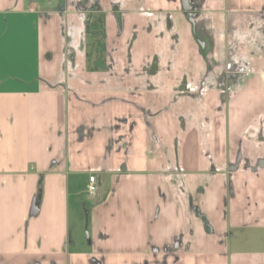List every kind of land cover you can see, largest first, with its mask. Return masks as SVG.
Segmentation results:
<instances>
[{"label": "crops", "instance_id": "crops-1", "mask_svg": "<svg viewBox=\"0 0 264 264\" xmlns=\"http://www.w3.org/2000/svg\"><path fill=\"white\" fill-rule=\"evenodd\" d=\"M227 1L206 0L213 25L224 27ZM230 3L232 24L247 13L250 25L264 0ZM53 10L0 0V264H264V237L251 247L232 232L264 227V30L236 52L250 70L227 96L175 95L183 66L203 72L188 37L171 69L142 73L159 48L140 37L130 72L122 59L110 72L83 65L108 75L88 84L119 74L120 85L71 97L52 82L65 48ZM91 174L99 188L84 244L71 224Z\"/></svg>", "mask_w": 264, "mask_h": 264}, {"label": "flooded vegetation", "instance_id": "flooded-vegetation-1", "mask_svg": "<svg viewBox=\"0 0 264 264\" xmlns=\"http://www.w3.org/2000/svg\"><path fill=\"white\" fill-rule=\"evenodd\" d=\"M60 1L62 5H55L53 11L62 22V34L66 39L63 53L69 50L71 66H75L73 61L80 53L86 69L93 68L88 71L110 72L122 59V63L125 61L124 71L130 72L133 49L138 47L137 42L141 37L144 40L141 44L147 48L155 42L159 52L143 63L140 71L148 76H156L174 66V56L185 44L184 37H188L189 47L202 58L203 72L194 78L190 73L195 66H183L175 95L199 100L206 88H216L222 96H227V83H235L239 76L243 79L249 73L250 67L245 57L236 58L235 54L241 45L248 46L252 24L243 28V33L237 28L234 30L230 0L224 10V27L213 25L206 0ZM45 13L43 11L46 19L49 15ZM258 17L264 20V4ZM94 24H102L101 33L96 34L92 27ZM219 36L224 37L223 43L218 41ZM96 58H100L98 64H95Z\"/></svg>", "mask_w": 264, "mask_h": 264}, {"label": "rangeland", "instance_id": "rangeland-1", "mask_svg": "<svg viewBox=\"0 0 264 264\" xmlns=\"http://www.w3.org/2000/svg\"><path fill=\"white\" fill-rule=\"evenodd\" d=\"M35 2V6L37 9L39 8H45L47 5H51V7L55 6L56 7H60L62 5V1L60 0H52V1H48V0H33ZM73 10L71 9L70 12H72ZM242 16H240L238 18V20H241ZM246 18H248L246 16ZM243 17V19H246ZM256 19H258V16L255 17ZM242 19V21H243ZM254 20L252 22L251 25V29L250 31L252 33L255 34V36L253 37L254 40H258V38L262 35L263 30H264V23L259 21L257 22V20ZM76 21L78 22V19L76 18ZM238 21L237 24H232V27L237 28L241 33H243V28H247V25H249L248 19H246L245 21ZM228 26V25H227ZM236 30V29H234ZM230 31V28L228 29V32ZM238 33V32H237ZM65 41V45H66V39ZM69 50H66V53L64 52L62 54V69L63 72L60 71L59 68V73H57V79L53 80L52 82H57V84L59 82H63L64 87H66V91L67 94H70L71 97H73L75 94H78L79 92L83 91V90H99L100 88L103 89H108V91H112L114 88H116L118 86V84L120 85V75L116 74V77L111 79L113 82L111 83H106V85L104 84V86H100L102 84L99 85H95V84H88V80H102L104 78V76L106 78H108L106 74H102V75H98L101 77H95L97 75L94 76H90L89 74L84 72L83 65H84V57L82 56V54L78 53L76 56V60H74V64L75 66H73V71H72V62H69ZM31 72V69H30ZM28 75H31V73H28ZM66 84H65V83ZM98 82V81H96ZM74 89V90H73ZM79 91V92H78ZM157 108V106H155ZM93 109H95V114L97 115L98 112V108L94 107ZM254 107H252L250 114H252L254 112ZM249 115V114H248ZM204 116V115H202ZM192 124H199V120L194 119L192 121ZM204 122V121H202ZM122 121H120L119 123H117V121H115L114 123L112 122L111 125L116 126L115 124L119 125L121 124ZM206 122H204V127ZM105 180H107L108 178H106V176L104 177ZM81 194L79 197V209L76 210L73 215H72V221L73 223L71 224L72 228H71V239L74 242H79L81 241L84 244H87L88 241L90 240V233H91V215H90V211L91 208L94 204V202H92V200L90 199V193L87 192L85 189H81ZM233 234H234V239L237 240L236 243L239 244H245V245H249V246H257L258 244L261 246V239L264 237V227H254V226H248V227H244V228H240V229H233L232 230ZM260 242V243H259ZM80 245V244H79ZM264 247V246H263Z\"/></svg>", "mask_w": 264, "mask_h": 264}, {"label": "built area", "instance_id": "built-area-1", "mask_svg": "<svg viewBox=\"0 0 264 264\" xmlns=\"http://www.w3.org/2000/svg\"><path fill=\"white\" fill-rule=\"evenodd\" d=\"M99 188V182L97 177L94 174H91L89 176V181H88V185H87V191L90 194H94L95 192H97Z\"/></svg>", "mask_w": 264, "mask_h": 264}, {"label": "trees", "instance_id": "trees-1", "mask_svg": "<svg viewBox=\"0 0 264 264\" xmlns=\"http://www.w3.org/2000/svg\"><path fill=\"white\" fill-rule=\"evenodd\" d=\"M92 27L93 28H95V32H96V34H99V33H101L102 32V24H94V25H92ZM97 60H96V62H95V64H98L99 63V61H100V58H96ZM94 60H95V58H94ZM88 70H93V68L92 67H90V68H88Z\"/></svg>", "mask_w": 264, "mask_h": 264}]
</instances>
